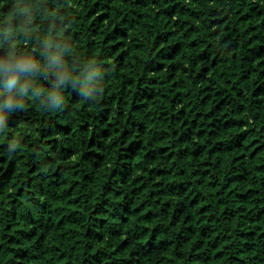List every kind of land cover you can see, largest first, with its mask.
<instances>
[{
    "label": "trees",
    "instance_id": "obj_1",
    "mask_svg": "<svg viewBox=\"0 0 264 264\" xmlns=\"http://www.w3.org/2000/svg\"><path fill=\"white\" fill-rule=\"evenodd\" d=\"M12 56L0 264H264V0H0Z\"/></svg>",
    "mask_w": 264,
    "mask_h": 264
},
{
    "label": "clouds",
    "instance_id": "obj_2",
    "mask_svg": "<svg viewBox=\"0 0 264 264\" xmlns=\"http://www.w3.org/2000/svg\"><path fill=\"white\" fill-rule=\"evenodd\" d=\"M55 60L56 57H53ZM34 65L32 63L26 62L24 60L16 59L14 56L10 57L4 64L0 65V75L4 77L3 87L7 89L9 95L6 99L0 102V110L6 109L11 107L15 104H20L21 101L16 98V95L19 96H27L28 95V77L33 74L32 69ZM25 73L22 77L20 73ZM92 75L90 74L87 77V82L84 84L85 95L91 97L92 99H96L93 96L92 92ZM24 81L21 83V81ZM64 81L61 79L57 82V84L53 85V87H57L59 84H62ZM17 93L13 94V89L17 88ZM37 91H40L39 89ZM50 99L48 100L49 103H53L59 101L61 96L59 93L55 91H48L45 93Z\"/></svg>",
    "mask_w": 264,
    "mask_h": 264
}]
</instances>
